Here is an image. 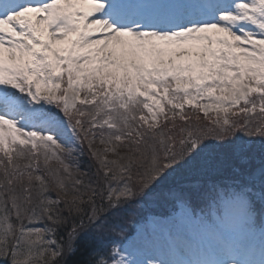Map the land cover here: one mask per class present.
Returning <instances> with one entry per match:
<instances>
[{
    "label": "snow or ice",
    "instance_id": "1",
    "mask_svg": "<svg viewBox=\"0 0 264 264\" xmlns=\"http://www.w3.org/2000/svg\"><path fill=\"white\" fill-rule=\"evenodd\" d=\"M225 168L209 208H264V0H0V264H135L127 208Z\"/></svg>",
    "mask_w": 264,
    "mask_h": 264
},
{
    "label": "trees",
    "instance_id": "2",
    "mask_svg": "<svg viewBox=\"0 0 264 264\" xmlns=\"http://www.w3.org/2000/svg\"><path fill=\"white\" fill-rule=\"evenodd\" d=\"M80 162H81V166L82 167H85V165H84V159H82Z\"/></svg>",
    "mask_w": 264,
    "mask_h": 264
},
{
    "label": "rangeland",
    "instance_id": "3",
    "mask_svg": "<svg viewBox=\"0 0 264 264\" xmlns=\"http://www.w3.org/2000/svg\"><path fill=\"white\" fill-rule=\"evenodd\" d=\"M250 217L247 216V219H249Z\"/></svg>",
    "mask_w": 264,
    "mask_h": 264
}]
</instances>
